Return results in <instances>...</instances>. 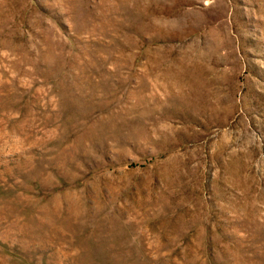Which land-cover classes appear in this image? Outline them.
<instances>
[{
  "label": "rangeland",
  "instance_id": "374dc122",
  "mask_svg": "<svg viewBox=\"0 0 264 264\" xmlns=\"http://www.w3.org/2000/svg\"><path fill=\"white\" fill-rule=\"evenodd\" d=\"M0 264H264V0H0Z\"/></svg>",
  "mask_w": 264,
  "mask_h": 264
}]
</instances>
